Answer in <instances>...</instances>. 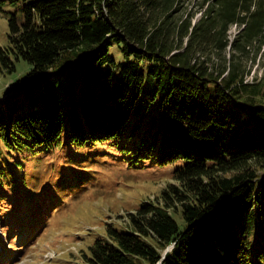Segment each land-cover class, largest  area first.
Listing matches in <instances>:
<instances>
[{"label": "trees", "instance_id": "trees-1", "mask_svg": "<svg viewBox=\"0 0 264 264\" xmlns=\"http://www.w3.org/2000/svg\"><path fill=\"white\" fill-rule=\"evenodd\" d=\"M0 12L2 63L32 67L0 100V211L81 193L67 183L88 177L77 165H171L176 182L108 224L88 263L264 264L261 87L235 62L210 66L228 46L232 59L262 50L264 0H0ZM57 149L44 172L25 168Z\"/></svg>", "mask_w": 264, "mask_h": 264}, {"label": "rangeland", "instance_id": "rangeland-1", "mask_svg": "<svg viewBox=\"0 0 264 264\" xmlns=\"http://www.w3.org/2000/svg\"><path fill=\"white\" fill-rule=\"evenodd\" d=\"M189 5L191 7L193 3ZM239 30L240 25H232L230 39ZM9 31V19L0 12V46L9 44ZM231 49L228 46L223 54L227 59L213 55L211 69L218 73L221 65L229 67L235 62L248 73L246 82L259 84L261 90L256 98L264 100V47L258 54L252 51L240 59H232ZM31 68V64L22 58L8 65L3 64L0 58V100L21 85L20 81ZM63 154L62 149H57L42 158V162L26 158L25 168L29 169L37 163L41 164V172H44L45 166L53 164V160L59 161ZM83 169L89 171L88 177L71 176L67 181L73 182L68 184L74 186L80 180L86 182L81 193L55 194V203L45 200L44 192L37 193L39 199L34 201L23 195L15 197V200L8 199L7 205H13L15 211H5L4 207L0 211V264H89L84 254L99 236H107L108 224L126 226L129 212L135 211L143 202L157 201L162 190L176 182L171 165H131L121 157L107 165L92 162L75 168L77 172ZM93 170L98 181L96 185L89 182ZM44 175L41 173L39 177ZM46 182H43L44 186ZM32 203H35V209L29 207Z\"/></svg>", "mask_w": 264, "mask_h": 264}, {"label": "water", "instance_id": "water-1", "mask_svg": "<svg viewBox=\"0 0 264 264\" xmlns=\"http://www.w3.org/2000/svg\"><path fill=\"white\" fill-rule=\"evenodd\" d=\"M21 85H22V83H21ZM17 90H18V88H17V89H15L14 91H12L11 93H15Z\"/></svg>", "mask_w": 264, "mask_h": 264}]
</instances>
